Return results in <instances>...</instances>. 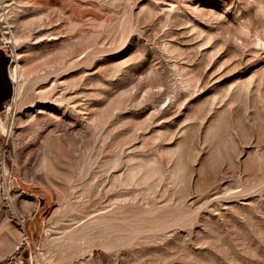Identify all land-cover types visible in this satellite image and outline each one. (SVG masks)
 Listing matches in <instances>:
<instances>
[{
    "label": "rangeland",
    "instance_id": "obj_1",
    "mask_svg": "<svg viewBox=\"0 0 264 264\" xmlns=\"http://www.w3.org/2000/svg\"><path fill=\"white\" fill-rule=\"evenodd\" d=\"M0 31V264H264V0H0Z\"/></svg>",
    "mask_w": 264,
    "mask_h": 264
},
{
    "label": "water",
    "instance_id": "obj_2",
    "mask_svg": "<svg viewBox=\"0 0 264 264\" xmlns=\"http://www.w3.org/2000/svg\"><path fill=\"white\" fill-rule=\"evenodd\" d=\"M1 37L2 33L0 31V41ZM11 63V57L0 47V112L10 103L15 92L14 83L10 75Z\"/></svg>",
    "mask_w": 264,
    "mask_h": 264
},
{
    "label": "bare ground",
    "instance_id": "obj_3",
    "mask_svg": "<svg viewBox=\"0 0 264 264\" xmlns=\"http://www.w3.org/2000/svg\"><path fill=\"white\" fill-rule=\"evenodd\" d=\"M11 76H12V81L15 82L14 76H13V74H12V70H11Z\"/></svg>",
    "mask_w": 264,
    "mask_h": 264
},
{
    "label": "built area",
    "instance_id": "obj_4",
    "mask_svg": "<svg viewBox=\"0 0 264 264\" xmlns=\"http://www.w3.org/2000/svg\"><path fill=\"white\" fill-rule=\"evenodd\" d=\"M0 47H2L1 44H0ZM10 68H11V67H10Z\"/></svg>",
    "mask_w": 264,
    "mask_h": 264
}]
</instances>
